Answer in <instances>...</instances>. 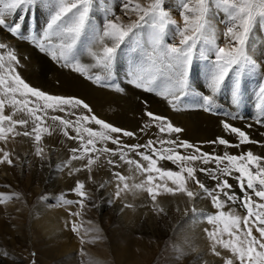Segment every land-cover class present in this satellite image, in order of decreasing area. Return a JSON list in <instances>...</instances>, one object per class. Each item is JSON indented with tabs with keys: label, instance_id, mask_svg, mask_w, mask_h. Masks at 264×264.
I'll list each match as a JSON object with an SVG mask.
<instances>
[{
	"label": "snow or ice",
	"instance_id": "1",
	"mask_svg": "<svg viewBox=\"0 0 264 264\" xmlns=\"http://www.w3.org/2000/svg\"><path fill=\"white\" fill-rule=\"evenodd\" d=\"M122 7L126 20L109 8L101 9L100 0H0V31L31 42L60 67L97 85L114 87L120 93L128 86L156 93L173 110L191 95L197 107L211 113L225 89L229 90V107L238 109L243 103L247 80L256 77L259 80L257 107L264 112V59L251 54L248 48L254 27L259 24L264 28V0H181L182 24L171 18L166 0H123ZM37 8L46 10V23L42 28L30 29L26 17ZM214 11H222L228 21L223 32L225 46L218 43ZM97 12H102L99 19ZM169 26H174L171 42L166 39ZM8 48L7 44L0 43V50ZM125 49L129 52V62L124 81L115 83L119 80V53ZM196 61L202 62V80L198 78ZM18 66L19 58L14 50L0 55V140L6 141L9 134L16 132L17 125L29 124L28 119L14 120L11 115H5L6 105L11 106L13 114L26 112L32 128L23 135L34 139L36 155L41 159L45 158L39 146L44 134L59 131L78 144L70 149L71 160L86 161L75 172L91 173L93 166L105 157L113 169L126 165L129 171L146 177L130 185V176L113 171L115 198L130 189L146 191L153 210L165 214V209L157 205V197L162 192L185 194L189 200L203 196L216 209L214 214L206 216L212 230L205 229L213 254L220 255L216 251L219 246L231 253L225 264H264V156L250 149L239 154L227 150L222 154L215 150L207 152L203 150V143L172 139L173 134L178 136L183 129L152 111L142 114L147 122L139 132L146 134L155 129L156 138L145 143H127L122 138L134 140L136 132L99 118L82 98L49 94L31 86L19 74ZM125 81L126 85L122 86ZM57 112L63 115H56ZM237 118L233 115V119ZM49 120L52 123L46 126ZM257 123L264 125V118ZM221 127L236 139L230 141L219 136L208 144L240 149L246 144L260 143L227 120L221 122ZM165 135L169 138L162 139ZM109 143L114 147H108ZM0 162L13 163L6 151ZM159 162H169L177 170L164 168ZM198 173L210 178L213 186L201 181ZM230 178L236 181L239 192L233 190ZM190 182L196 191L189 188ZM105 186L99 185L101 189ZM70 191L78 199H67V194H61L62 204L84 208L85 201L91 199L84 182L77 181ZM12 198L0 193V203ZM227 204L236 205L245 214H239L235 208L224 211ZM192 212H197L194 205ZM69 215L80 213L69 212ZM71 231L79 235L75 222L71 223Z\"/></svg>",
	"mask_w": 264,
	"mask_h": 264
},
{
	"label": "rangeland",
	"instance_id": "2",
	"mask_svg": "<svg viewBox=\"0 0 264 264\" xmlns=\"http://www.w3.org/2000/svg\"><path fill=\"white\" fill-rule=\"evenodd\" d=\"M143 2H147V0H143ZM180 4L181 0H166V10L169 11L171 18L182 24V18L179 14ZM122 5L123 0H106V3L105 0H100L101 9L109 8L115 15L126 20L127 17L125 18L123 13H120L123 12ZM101 15L102 12L96 13L98 19ZM46 19L45 9H33L31 14L26 17V25L30 29H36L38 26L42 28L45 26ZM213 22L216 26L218 43L220 46H225L223 32L226 30L225 26L228 23L226 15L222 11H214ZM173 30L174 26H169V35L166 37L169 42H171V32ZM0 43L9 46L8 49L0 50V55L2 51L7 52L12 49L16 50L15 53L19 56L20 61L25 59L27 61L32 56L31 58L35 59L44 58L49 63L50 67L47 70H42L44 76H41L39 86L33 84L27 76L22 75L21 64L19 63L17 68L19 74L31 86L49 94L78 97L63 94V87L55 79L54 69L60 70L61 73L69 72L68 69L60 67L59 63L51 60L48 55L39 52L31 42L13 38L7 32L0 31ZM22 47H28L30 52L26 54L21 50ZM248 48L251 54L264 59V28L259 24L254 27L253 32L250 34ZM17 49L18 51L21 50L19 54ZM128 62L129 52L128 49H125L119 53V80L115 83L124 81V72ZM195 63L198 69V78L202 80V73L200 72L202 62L196 61ZM76 75L92 86L103 89V96H108L107 91L110 94V90L117 92L114 87L97 85L79 74ZM193 86H196L195 80H193ZM258 86V78L252 77L247 80L243 103L238 109L229 107V90L225 89L222 98L214 106V111L211 113L197 107L195 99L191 95L181 101L177 110H173L156 93H147L131 86H128L125 94H123V98H130L131 94L132 96L136 94L134 99L131 98V102L135 101L139 106L131 109V111L133 113V110H135L139 113L130 114L132 115L131 119L128 118L129 112H124L122 109L118 110V108L110 107L109 110V107L105 105L106 109L103 103L99 105L102 110L100 108L93 109L85 101L99 118L127 130H132L133 126H136V129L140 128L142 121L139 122L141 126L136 122L144 118L142 114L145 111H152L155 114L167 115L166 117H170L169 119L172 120L175 126L183 129L178 136L173 134L170 137L172 139L187 140L194 144L203 143V150L207 152L215 150L216 153L222 154L223 151L227 150L229 153L239 154V152L250 149L254 154L264 156V125L257 123V120L264 118V112L257 107L259 103ZM65 92L74 94L72 91L66 90ZM128 95L129 97H127ZM121 104L127 105V102L122 100ZM130 106L133 107V105ZM6 107L5 115H11L12 117L15 115L14 120L28 119L29 124L26 127L17 125L16 132L8 135V139L15 140H13V145H7V141L0 140V160L3 159V152L6 151L13 161L12 165L0 162V193H6L14 197L0 203V264H225L222 255L217 256L212 253V244L205 232V229L212 230L213 227L207 223L206 216L214 214L216 211L209 199L201 196L195 200H189L185 194L180 193H177L180 194L179 197L159 199L162 197L160 194L157 197V205L165 209V214H159L153 210L148 193L138 190L139 194L136 196L133 210L134 220L128 221L122 211L125 207H132L133 204L118 201L115 198V178L111 175L113 171H121L124 175L129 176V169L126 165L113 169L107 164L106 158L101 157L98 164L93 166L94 172L89 173L87 170L75 172L74 169L82 167L86 161L71 160L70 149L78 147V144L64 137L59 131L54 132L52 135L44 134L39 146L43 148L45 158L41 159L36 155L37 144L34 139L31 136L23 135L25 131H31L30 117L27 114L19 116L17 115L19 112L13 114V109H8L9 106L6 109ZM120 110L123 111L122 119L119 117L116 120L111 117L112 114L118 113ZM225 113L231 114L226 116ZM51 114L49 113V115ZM55 114L63 115V113L58 112ZM233 115L239 118L233 119ZM225 120L246 131L252 140L260 143L246 144L240 149H225L223 146L208 144V141H212L219 136H225L230 141L236 139L232 134L223 132L221 122ZM188 121L192 122L191 126L184 125ZM51 123L50 120L47 121L46 126ZM130 125L133 126L130 127ZM249 125L251 127H248ZM5 126L7 125L5 124ZM136 129L134 131L137 133L136 139H122L127 143H145L148 139H152L151 133L148 132L146 135L142 134L144 136H141L139 129L138 131ZM70 134L74 133L70 132ZM138 136H141V138ZM108 147L114 146L109 143ZM159 163L164 168L177 170L169 162ZM213 166L209 165V167ZM70 170L72 174H70ZM145 178L141 175L131 177L128 183L130 185L137 183V179L140 183ZM198 178L210 187L213 186L214 182L204 174L198 173ZM77 181L84 182L85 190L91 196L90 200L85 201L86 206L84 208L76 204H62L59 199L61 194H67V199L77 200L78 197L70 191ZM101 183L106 184L102 189L99 187ZM229 183L233 185L234 191L239 192L234 179L230 178ZM189 188L193 191L197 190L191 182ZM109 201L112 202L109 203ZM193 205L197 209L196 213L192 212ZM230 208H235L241 215L245 214L243 209L232 204H227L223 210L228 211ZM41 212L55 213L57 217H60L58 218V225L52 224L51 227L46 225V229L43 230L36 222V219L42 214ZM69 212H78L80 215H69ZM72 222L79 226V235L71 231ZM58 231H61L60 236L63 235L61 238L56 236ZM82 240L85 242L81 243ZM127 248L132 252V255L129 254L128 259L115 255L116 251L123 253V250H127ZM4 253H7V256L3 255Z\"/></svg>",
	"mask_w": 264,
	"mask_h": 264
},
{
	"label": "bare ground",
	"instance_id": "3",
	"mask_svg": "<svg viewBox=\"0 0 264 264\" xmlns=\"http://www.w3.org/2000/svg\"><path fill=\"white\" fill-rule=\"evenodd\" d=\"M114 3V2H113ZM120 13H123V15H124V12H120ZM119 13V14H120ZM126 18V17H125ZM45 20V19H44ZM25 47V46H24ZM15 49V48H14ZM23 52H25L26 54L27 53H29L30 52V49L28 48V47H26V48H23L22 47V49H21ZM20 50V51H21ZM16 51V50H15ZM20 51H18V49H17V52H18V54H19V52ZM33 52V51H32ZM22 53V52H21ZM25 53H22V54H24L25 55ZM3 54H6V52H3L2 51V53H1V55H3ZM34 55V54H33ZM23 56V55H22ZM28 56V55H27ZM19 57V56H18ZM26 57V56H25ZM32 57V56H31ZM31 57H29L30 59L29 60H27L26 61V59L25 60H19L20 62V64H21V73H22V75L24 76V77H28L30 80H31V82L33 83V84H35L36 86L38 85V83L39 84H41V76H44V74L42 73V70L44 69V70H47L49 67H50V65H49V63L48 62H46L45 60H44V58L43 59H35V58H31ZM34 57H35V55H34ZM27 58V57H26ZM5 59H6V56H5ZM23 59V58H22ZM85 59V61L87 62V60H88V58L87 57H85L84 58ZM62 70V69H61ZM54 71H55V74H54V76H55V79L56 80H58L59 82H60V84H61V86L63 87V90L64 91H62L63 92V94H67V95H76V96H78V97H81V98H83L84 100H86L91 106H92V108L93 109H95V108H100L99 107V105H102V103L104 104V106L106 105V106H108L109 107V110H110V107L111 108H118V110L119 109H122V110H124V112H129V115L130 114H133L134 112H136L135 110H133L134 112L132 113V111H131V109H134V108H137V106H139L138 104H137V102H135V101H133V103L131 102V98L132 99H134L135 97H136V94H134V96H132V94H131V96H130V98H126L125 96V98H123V94H125V92H123V93H118V92H115V91H113V90H110L111 92H110V94H109V92L107 91V93H108V96H103V94H102V92H103V89H100V88H97V87H94V86H92L89 82H85L83 79H81L78 75H76V74H74V73H71V72H65V73H61L60 72V70H58V69H54ZM63 72H64V70H63ZM125 85V84H124ZM39 86V85H38ZM134 89V88H133ZM72 91L74 94H72L71 92L70 93H68V92H65V91ZM133 91H135V90H133ZM138 92V91H137ZM128 93V92H127ZM144 96V95H143ZM127 97H129V95L127 96ZM144 99V98H143ZM122 100H123V102H127V105H122L121 103H122ZM120 102V103H119ZM135 102V103H134ZM130 105H133V107L131 108V106ZM9 106V105H8ZM7 106V107H8ZM105 106V107H106ZM153 106V105H152ZM159 106V105H158ZM157 106V107H158ZM7 107H6V109H7ZM10 108H8V109H12L11 108V106H9ZM164 107V106H163ZM165 108V107H164ZM101 109V108H100ZM106 109H107V107H106ZM150 109V108H149ZM102 110V109H101ZM98 111V110H97ZM114 111V110H113ZM154 111V110H153ZM167 112V111H166ZM21 113V114H20ZM99 113V112H98ZM136 113H139L138 111L136 112ZM135 113V114H136ZM168 113V112H167ZM102 114H104V113H102ZM115 114V115H114ZM114 114H112L111 115V117H114V119H116V118H118L119 119V117H120V119H122L123 117H122V115H123V111H118V113H114ZM17 115H21V116H24V115H26V112H19V114L17 113ZM118 115H120V116H118ZM126 115H128V114H126ZM129 115H128V118H130L131 119V117H132V115H130V117H129ZM177 115V114H176ZM15 116V115H14ZM13 116V117H14ZM104 116V115H103ZM136 116V115H135ZM167 116V115H166ZM178 116V115H177ZM134 117V116H133ZM170 118V117H169ZM113 119V120H114ZM133 119H135V118H133ZM117 120V119H116ZM136 120V119H135ZM178 120V119H177ZM213 120V119H212ZM122 121H125V120H122ZM132 121V120H131ZM140 121H142V124L143 123H145V122H147V118L146 117H144L142 120H138L136 123L138 124V125H140ZM172 121V120H171ZM135 122V121H134ZM178 122V121H177ZM124 123V122H123ZM127 123V122H126ZM191 124H192V122L191 121H188V122H185V124L184 125H187V126H191ZM209 124V123H208ZM208 124H206V125H208ZM213 124H215V123H213ZM127 125V124H126ZM183 125V126H184ZM125 126V125H124ZM131 126H133V125H130V127ZM141 126V125H140ZM139 126V127H140ZM212 126V125H211ZM134 128L132 129L133 131H135V127L136 126H133ZM209 127V126H208ZM138 128V127H137ZM203 128V127H202ZM139 129V128H138ZM138 129H136L137 131H138ZM188 129V128H187ZM214 129V128H213ZM203 130V129H202ZM192 131V130H191ZM204 132H205V130H204ZM216 132V131H215ZM149 133H151V137H152V139H155L156 138V136H157V133H156V130L155 129H151V130H149ZM190 133V132H189ZM147 134V133H146ZM145 134V135H146ZM139 135V134H138ZM209 135V134H208ZM141 136H144V135H142L141 134ZM141 136H138V137H140L141 138ZM147 136H149V135H147ZM167 137L168 136H162L161 138L162 139H167ZM196 137V136H195ZM144 139L146 138V137H143ZM213 139V138H212ZM13 140L14 139H8V140H6L7 142V145H13L14 143H13ZM15 141V140H14ZM199 142V141H198ZM5 143V142H4ZM21 146V145H20ZM17 148H19V147H17ZM251 148V147H250ZM259 148V147H258ZM257 149V148H256ZM260 154V153H259ZM92 171L94 172L95 171V169H92ZM139 175V174H138ZM138 175H137V173H135V171H129V176L130 177H138ZM137 183H139V180L137 179ZM114 185H115V183H114ZM169 186H172L171 184H169ZM139 194V191L138 190H131L130 189V191H127V192H122V194H121V196L119 197V198H116L118 201L120 200V201H122V202H129L130 204H133V206L132 207H130V208H124L123 209V215L127 218V220L128 221H133L134 220V205H135V201H136V196ZM161 195H162V197H160L159 199H168L169 197H179V195L180 194H175V195H172V194H168V193H161ZM166 195V196H165ZM180 197H182V196H180ZM42 213V212H41ZM58 214V213H57ZM58 218H60V217H57L56 216V214L55 213H49V212H44V213H42L41 215H40V217L39 218H37L36 219V222L37 223H39V225L41 226V228L44 230V229H46L45 228V226L46 225H48L47 227H51V225L52 224H57L58 225ZM59 224H61V223H59ZM133 224V223H132ZM39 227V226H38ZM62 228V227H61ZM58 229V228H57ZM61 230V229H60ZM55 234H56V232H54ZM60 234H61V231H58V233L56 234V236L58 237V238H61V236H63V235H61L60 236ZM65 235V234H64ZM211 241V240H210ZM64 244V243H63ZM211 244H212V242H211ZM66 245V244H65ZM211 248V247H210ZM205 249V248H204ZM209 251V250H208ZM216 251H218V252H220V255H222V257L226 260V259H228V258H230V256H231V253H230V251L229 250H225V249H223V248H221V247H219V246H217V248H216ZM124 253V254H123ZM123 253L122 252H120V251H116L115 252V255L116 256H119V257H125V258H129L130 257V255L129 254H131L132 255V252L131 251H129L128 250V248H127V250H123ZM212 253H213V250H212ZM211 255V254H210ZM103 257L105 258V256L103 255ZM133 257V256H132ZM106 259V258H105ZM113 260V259H112Z\"/></svg>",
	"mask_w": 264,
	"mask_h": 264
}]
</instances>
